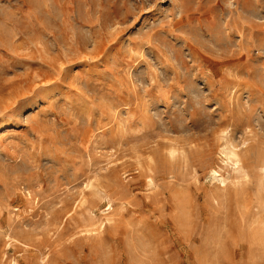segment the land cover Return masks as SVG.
Masks as SVG:
<instances>
[{
  "label": "rangeland",
  "instance_id": "rangeland-1",
  "mask_svg": "<svg viewBox=\"0 0 264 264\" xmlns=\"http://www.w3.org/2000/svg\"><path fill=\"white\" fill-rule=\"evenodd\" d=\"M0 264H264V0H0Z\"/></svg>",
  "mask_w": 264,
  "mask_h": 264
},
{
  "label": "bare ground",
  "instance_id": "bare-ground-1",
  "mask_svg": "<svg viewBox=\"0 0 264 264\" xmlns=\"http://www.w3.org/2000/svg\"><path fill=\"white\" fill-rule=\"evenodd\" d=\"M228 143V142H227ZM230 143V142H229ZM225 147V146H224ZM224 149V151H223V153H225V154H223L224 156L226 155V157H228V158H230V159H232V160H235V162L237 163L238 161H239V157H238V153H237V151L235 150V146L234 145H232V143H231V145H229V146H226L225 148H223ZM229 161V160H228ZM229 162H231V161H229ZM233 163V162H232ZM231 163V164H232ZM237 164H239V163H237ZM236 169V168H235ZM237 171L239 170V172L241 171L240 169H236ZM220 176L223 178V180H224V177L220 174Z\"/></svg>",
  "mask_w": 264,
  "mask_h": 264
}]
</instances>
